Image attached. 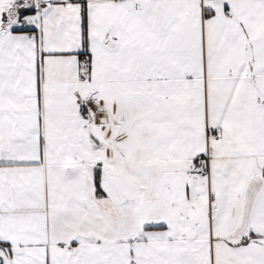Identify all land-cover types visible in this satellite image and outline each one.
I'll return each mask as SVG.
<instances>
[{"label":"snow or ice","instance_id":"obj_1","mask_svg":"<svg viewBox=\"0 0 264 264\" xmlns=\"http://www.w3.org/2000/svg\"><path fill=\"white\" fill-rule=\"evenodd\" d=\"M0 264H264V0H0Z\"/></svg>","mask_w":264,"mask_h":264}]
</instances>
